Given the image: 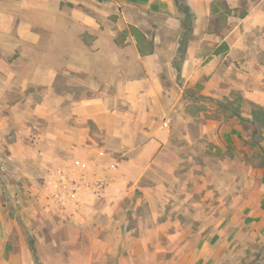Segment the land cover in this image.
<instances>
[{
  "label": "crops",
  "instance_id": "1",
  "mask_svg": "<svg viewBox=\"0 0 264 264\" xmlns=\"http://www.w3.org/2000/svg\"><path fill=\"white\" fill-rule=\"evenodd\" d=\"M226 1L235 19L240 0ZM215 2L186 0L195 20L181 53L185 15L174 0H0V129L16 133L7 144L0 136L8 163L0 170V264H233L264 246V168L253 181L245 145L248 103L264 106V0H241L239 21L217 25ZM127 6L163 18L170 37L125 20ZM78 25L97 34L87 55L76 52L77 40L86 44ZM108 70L116 82L99 88L77 79ZM76 87L94 96L76 99ZM236 92L247 103L243 121L220 107L236 105ZM177 148L186 155L174 157ZM76 159L105 174L109 191L70 212L44 180ZM220 164L226 174L237 164L243 186L218 185L225 196H138L174 186L167 176L177 172L198 193L201 180L190 175L222 174ZM145 176L164 181L146 185Z\"/></svg>",
  "mask_w": 264,
  "mask_h": 264
},
{
  "label": "rangeland",
  "instance_id": "2",
  "mask_svg": "<svg viewBox=\"0 0 264 264\" xmlns=\"http://www.w3.org/2000/svg\"><path fill=\"white\" fill-rule=\"evenodd\" d=\"M183 2V0H180ZM215 10L218 9L219 10V13H218V17H222V20L220 22H231L233 23V21L235 22H238L239 19L241 18V15H242V12H243V9L246 7L244 3L241 2V0L239 1L241 3V6L237 8L236 10V18L234 19L232 17V5H230L226 0H215ZM175 2V0H174ZM176 4V3H175ZM53 5H55V3H53ZM177 5V4H176ZM177 9L179 10V5H177ZM181 9V8H180ZM91 12L92 15L94 16H99L98 14V11L94 10V9H91L89 10ZM125 15H126V18L125 20L127 19L128 21H132V22H137V23H140L142 27H145L148 32L150 33L151 36H154L156 33H160L162 34V36L164 38H169L170 36L168 35V32L163 28V18H159L158 16L156 17L155 15H151L149 13H147V11L145 9H137V8H133V7H130V6H127V10L125 11ZM35 16V14H34ZM98 20H101V21H106L103 17L100 18V16L97 18ZM111 20L116 22V21H119L114 15L111 16ZM81 27V25H78L76 26V33L77 35L80 34V36H77L76 38L77 39H80L82 36V38H84L86 44H80V40H77V46H76V52L78 53V56L79 55H87V53H90L88 52V50H90L92 47L91 46H88L87 47V39H93L95 36H97L96 34V31L94 30H84L83 28H79ZM71 33V32H70ZM46 36L47 38H51V37H61V35H64L63 34H60L58 35L59 33H57L56 31L54 33H52L51 31H46ZM68 35V33H66ZM71 36V34H69ZM47 49L50 50V47L47 46ZM46 49V50H47ZM163 51V50H162ZM49 55H51V53H48ZM80 63L81 65L83 64L82 62H77V64ZM92 65L95 64L96 66L97 65H103V63H91ZM109 66V70H113L114 67L113 65H108ZM135 66V65H134ZM131 65H125V69H131L130 68ZM32 70H34L35 68L32 67L31 68ZM108 70V73L105 72V74L109 75V77L107 78H101V77H98L97 75L96 76H92V77H89L88 79H84L83 77H80V78H77L78 81H83V80H86L88 83H91L93 87H96V88H99V86H103V84L106 82V81H110L111 83H115V79L114 78H111L110 77V74L111 72ZM119 81V80H118ZM63 87L66 86V83L65 81H62V84H61ZM250 86L254 87V83H249ZM109 87V86H108ZM82 87H76L74 89V96L76 97V99H79L83 96H86V97H92L94 96V94L92 93H86V94H81L80 93V90H81ZM76 92V93H75ZM78 92V93H77ZM240 94L238 92L235 93V96H239ZM248 112V111H246ZM244 113V114H247V113ZM3 113V111H0V114ZM247 116V115H246ZM46 122V120L44 121ZM31 126V125H29ZM43 126L45 128H48V127H51V125H48L43 123ZM0 127H2V125H0ZM32 127H34V125H32ZM31 127V128H32ZM247 127V126H246ZM250 132H252V128L250 127ZM2 134V135H1ZM250 134V133H249ZM264 134V133H263ZM0 136H4L5 138V142L7 144V142L9 141H12L15 139L16 137V133L14 132H6L5 130H1L0 129ZM252 136V135H251ZM256 139V138H255ZM208 143V142H207ZM261 146L258 145H254L252 144L251 145V150H252V154L253 152L255 151H258L256 152L257 154L252 156L251 157V162H255L257 163V161L260 160V156H258L259 154H262L263 153V150L260 149V148H263L264 147V135H263V138H262V141L260 142ZM209 144V143H208ZM225 144V143H224ZM222 145L223 149H225V147L223 146V144L220 143V146ZM226 145V144H225ZM177 146H180V142L177 143ZM210 145H208L209 147ZM202 147H204L203 145H197L195 146L194 148H196L195 150L198 151V155H205L203 154V150H200ZM193 149V147L191 148ZM179 148H177V151H175L172 155L174 157H177L178 159L180 158V156H184L186 154H183L181 155L179 153ZM194 150V151H195ZM195 154V153H194ZM208 159L204 158L203 159V162H205V165H208ZM194 162V160H191V164ZM191 164L190 162L188 163V167L186 168H189L191 169ZM4 165H8L7 161L5 158H1L0 156V170L2 172V169H3V166ZM204 165V166H205ZM223 164H220V166L218 167L220 170H221V173L222 174H212V173H205L204 175V179L202 181L201 179V175L198 174V175H190V177L192 178H197L198 180H201V184H198L201 186L200 190H197L198 193H195V190H193V186L195 185V182L193 183H185L184 180L185 178H188L187 175L183 174V173H180V172H177L176 175H173V176H167V177H171L172 179H167L168 181L169 180H173L172 184L174 186H167L165 187V190H162L159 191V190H152V189H145V190H141V192H138L139 195L141 198H147L148 196L150 197H153V196H159V197H163L164 195L167 197H171L173 200H177L179 199V197H190V198H195V197H211L213 196L212 193H214V196H215V192H216V196H225L227 194V191L222 187L223 184L225 185H234V186H237V187H242L243 186V176L241 175V171L240 169L238 168V165H234L231 167V170L234 171V173H224V168H223ZM218 169V170H219ZM257 170H255V167L253 169V172H252V179L253 181H257V182H260V179L261 177L259 176L260 174V170L259 168H256ZM162 170V169H161ZM51 172V171H50ZM49 172V174H50ZM48 177V176H47ZM189 177V178H190ZM0 180H4V179H0ZM6 180V179H5ZM45 181V184L47 186V182L46 180ZM159 181H164L162 178L159 180V179H154V178H151V176H145L144 178V181L142 182L143 184H146V185H152V184H157L159 183ZM171 182H168L170 185ZM182 184H186L185 186L183 187H186L187 185L189 186V191H191L189 194H192L191 195H188L185 194V189L181 188ZM220 186L221 187H217V186ZM187 186V187H188ZM161 187L163 188V185H161ZM186 187V188H187ZM232 188V186H230V189ZM48 189V188H47ZM49 193H50V190L48 189ZM135 190H131L130 192H134ZM137 191V190H136ZM135 191V192H136ZM214 191V192H213ZM129 192V193H130ZM131 194V193H130ZM51 195V193H50ZM154 198V197H153ZM170 208H176L173 204L170 205ZM166 215H170V214H166ZM133 226H135V224L133 223ZM150 240V239H148ZM255 252L254 254L252 255V258L248 259L247 261L250 262L251 261H258V263L256 262V264H264V258H259V256L257 255L258 253H260V250L259 249H254ZM264 257V255H262Z\"/></svg>",
  "mask_w": 264,
  "mask_h": 264
},
{
  "label": "built area",
  "instance_id": "3",
  "mask_svg": "<svg viewBox=\"0 0 264 264\" xmlns=\"http://www.w3.org/2000/svg\"><path fill=\"white\" fill-rule=\"evenodd\" d=\"M87 162L76 159L70 166L52 170L46 182L52 198L65 211H78L91 197L100 198L109 191V181L105 174L91 173ZM117 171L118 163L110 165Z\"/></svg>",
  "mask_w": 264,
  "mask_h": 264
},
{
  "label": "trees",
  "instance_id": "4",
  "mask_svg": "<svg viewBox=\"0 0 264 264\" xmlns=\"http://www.w3.org/2000/svg\"><path fill=\"white\" fill-rule=\"evenodd\" d=\"M175 3L177 5H179V10L185 15V17L183 19V24L186 28V32L180 41V44H181L180 51H181V53H184L186 48H187V45L189 44L190 39H191L192 31H190V30H191V27H192L193 22L195 20V15L192 13L191 9L188 7L186 0H183V2L180 0H175ZM243 15L244 14H242L241 17ZM221 20H222V17L217 16L216 18L212 19V22L217 25L220 23ZM226 26L227 25H225V27ZM221 33L223 34L224 30H221ZM234 101L237 102L236 105L233 104L232 100H229L227 103L224 101H221L220 107H222L226 110L227 109L231 110L235 117H237L238 119L243 121V119L241 117L242 116L241 113L243 112V104L245 105L247 103H245V100L241 95L236 96ZM248 106L250 107V113L249 114L252 118L251 119V126L253 128V131L251 133L252 136H250V141L249 142L246 141L245 145L247 146L248 144H251V145L254 144V145L258 146L261 144L260 142L262 141L263 133H264V106L251 104V103H248ZM260 149L263 150V153L258 155L261 157L260 160L257 161V163L252 162V164H255L254 165L255 168L259 167L262 169V168H264V147L260 148ZM256 154H257L256 152L255 153L253 152L252 156H254ZM31 243H32V241H31ZM259 250H260V253H258L257 255L259 256V258L262 259V258H264L262 256V255H264V246H261L259 248ZM256 262L258 263V261H256ZM256 262L251 261V260H250V262H248L246 258L245 259L243 258L240 261H238L237 263H233V264H256Z\"/></svg>",
  "mask_w": 264,
  "mask_h": 264
},
{
  "label": "water",
  "instance_id": "5",
  "mask_svg": "<svg viewBox=\"0 0 264 264\" xmlns=\"http://www.w3.org/2000/svg\"><path fill=\"white\" fill-rule=\"evenodd\" d=\"M98 2H103V0H97Z\"/></svg>",
  "mask_w": 264,
  "mask_h": 264
}]
</instances>
